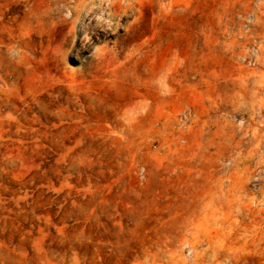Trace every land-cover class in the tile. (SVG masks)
Wrapping results in <instances>:
<instances>
[{"label":"rangeland","instance_id":"1","mask_svg":"<svg viewBox=\"0 0 264 264\" xmlns=\"http://www.w3.org/2000/svg\"><path fill=\"white\" fill-rule=\"evenodd\" d=\"M0 264H264V0H0Z\"/></svg>","mask_w":264,"mask_h":264},{"label":"bare ground","instance_id":"2","mask_svg":"<svg viewBox=\"0 0 264 264\" xmlns=\"http://www.w3.org/2000/svg\"><path fill=\"white\" fill-rule=\"evenodd\" d=\"M86 16V15H85Z\"/></svg>","mask_w":264,"mask_h":264}]
</instances>
